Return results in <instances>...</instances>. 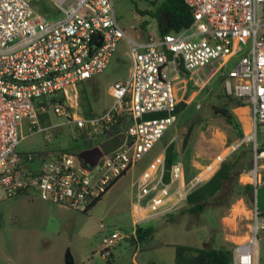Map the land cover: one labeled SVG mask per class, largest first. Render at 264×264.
Masks as SVG:
<instances>
[{
  "label": "built area",
  "instance_id": "obj_1",
  "mask_svg": "<svg viewBox=\"0 0 264 264\" xmlns=\"http://www.w3.org/2000/svg\"><path fill=\"white\" fill-rule=\"evenodd\" d=\"M52 1L60 14L57 19L38 13L29 0H0V204L30 194L87 211L177 122L172 82L173 74L180 75L182 69L187 72L219 58L239 56L225 87L250 106L255 130L264 125V0H184L193 13L192 26L146 39L124 31L114 0ZM122 41L127 43L131 68L128 77L113 86L112 107L98 116H80L68 101L70 93L102 74ZM51 112L76 125L89 143L100 142L89 146L99 149L92 165L65 151L18 150L25 127L29 135L53 128ZM118 135L123 136L122 143L106 149ZM252 141L255 168L249 175L256 193L264 186V173L259 171L264 164L258 165L264 160V145L259 146L257 131ZM224 160L219 157L187 183L183 166L174 165L166 183L165 152L156 156L133 184L137 224L180 207ZM135 231L107 232L103 257ZM261 232L264 210L254 205L248 238L234 248L232 264H260Z\"/></svg>",
  "mask_w": 264,
  "mask_h": 264
},
{
  "label": "rangeland",
  "instance_id": "obj_2",
  "mask_svg": "<svg viewBox=\"0 0 264 264\" xmlns=\"http://www.w3.org/2000/svg\"><path fill=\"white\" fill-rule=\"evenodd\" d=\"M29 1L47 9L55 7L52 0ZM154 2L156 5H153ZM164 2L114 0L115 14L124 31L131 37L146 39L152 35L158 38L160 35L154 13ZM37 12L46 16L43 11ZM262 16L264 21V8ZM238 60L239 56L219 58L206 67L180 75L173 74L175 100L185 103L177 116V122L166 131L142 163L137 164L134 172L119 179L89 211L67 207L59 209L50 203L44 206L40 202L42 200L36 197H23L0 204V264H66L68 253L74 264H177V246L219 249L225 245H235L230 241L239 236H246L247 239L254 201L248 203L245 198L219 197V203H215L214 199L209 200L208 208L201 214H190L187 207L180 204L173 212V217L167 215L151 220L155 232L145 244L134 245L129 240H123L112 250L111 258H104L101 253L102 240L107 232L120 231L127 234L132 231L131 205L136 197L132 184L138 177L139 168L164 153L172 142L176 146L178 164L192 178L202 167L204 170L219 157L226 160L246 155L251 167L244 173L249 175L255 168L252 137L257 131L258 144L264 145V125H259L255 130L248 104L236 110L234 108L244 133V138L240 139L238 132L216 113L217 108L229 103L227 96L230 94L225 81ZM130 68L127 43L122 41L109 67L94 79L76 86V91L70 93L68 101L80 116L90 117L103 113L114 103V84L126 79ZM239 108L246 111L242 116L244 121L237 114ZM50 125L53 126L51 130L34 132L32 135H29L25 127L18 150L22 153L50 151L53 154L68 151L76 155L81 152L85 153L86 158L89 157L87 151L82 152L88 148L89 141L80 136L76 125L67 124L65 117H58L53 112ZM190 128L193 131L185 144ZM240 143L243 145L241 148L238 147ZM234 147L237 149L233 153ZM109 148H115L114 144ZM263 164L264 160L258 162L260 166ZM259 171L260 174L264 173V170ZM176 187L174 185L170 189V196ZM31 198L35 199L34 203ZM259 261L264 264V232L259 235Z\"/></svg>",
  "mask_w": 264,
  "mask_h": 264
},
{
  "label": "trees",
  "instance_id": "obj_3",
  "mask_svg": "<svg viewBox=\"0 0 264 264\" xmlns=\"http://www.w3.org/2000/svg\"><path fill=\"white\" fill-rule=\"evenodd\" d=\"M153 5H156V3L154 2ZM154 17L158 23L159 35L162 36L171 32H181L185 29L190 28L194 23L192 10L184 0H165L161 7L158 8V10L154 13ZM143 27L145 28V26ZM183 72L186 71L182 69L181 73ZM84 92L85 96H87L85 90ZM227 99L229 103L224 104V106H222L221 108H217L216 113L225 118L227 123L238 132L240 139H243L244 133L240 121L237 119V116L233 110L237 107H243L245 103L241 99H237L230 95L227 96ZM184 107L185 103H178L176 107V114L178 115ZM98 115L100 114L91 116ZM192 131L193 129L190 128L188 134L186 135L185 144L191 136ZM80 136L84 139L86 138V135L84 133H80ZM120 139L121 141L119 142V144L122 143L123 136L118 135L116 137H113V141H119ZM95 143H90V146H97L100 144V142L98 141ZM242 146L243 145H241L240 148ZM104 147L107 149V146ZM89 149L90 148L88 146L87 154L90 156L89 158H86L85 153L80 152L79 154V157L86 165H92V163L94 162V153ZM165 156L166 172L164 175V181L168 183L170 181V172L173 166L178 164L176 146L174 142H172L167 147ZM250 167V162L246 155H238L235 159L230 157L224 160L216 173L207 182L189 193L187 199L183 203L184 206L187 207V211L190 214H201L208 208L209 200L214 199L215 203H219V197H233L234 199H237L238 197L245 198L248 203H252L255 197L254 185H242L239 182L240 176L244 173V171L250 170ZM192 179V176L190 177L187 174V182H190ZM118 180L109 187L107 192H109V190L118 182ZM106 194L107 193L103 194L98 200H96L95 203H93L87 211L92 209L98 202H100ZM175 210L138 223L136 226L135 235L125 240L131 241L134 245L145 244L149 239L153 237L155 232V228L154 225L151 224V220L160 217L163 218L167 215L173 217V212ZM235 247L236 245H225L219 249H207L196 248L192 246H177L175 260L177 264H232L233 251ZM112 250L110 251V255L108 256V258L112 257Z\"/></svg>",
  "mask_w": 264,
  "mask_h": 264
},
{
  "label": "crops",
  "instance_id": "obj_4",
  "mask_svg": "<svg viewBox=\"0 0 264 264\" xmlns=\"http://www.w3.org/2000/svg\"><path fill=\"white\" fill-rule=\"evenodd\" d=\"M32 2V4H33V6L34 7H36V10L37 11H40L41 13H42V11L46 14V16H49V18H51V19H57V18H59L60 17V14H59V12H58V10L56 9V7H48V9L47 8H45V7H42V6H39L38 4H35L33 1H31ZM55 9V10H54ZM94 79V78H93ZM92 80V79H91ZM236 109H238V108H235V110ZM241 109L239 108V111H240ZM238 111V112H239ZM250 112V111H249ZM237 113V112H236ZM238 114V113H237ZM121 141V139L119 140V141H112L111 143H108V144H106L105 146H107V148H109V147H111V145L112 144H114V147L116 148L118 145H119V142ZM88 145L90 146V143L88 142ZM90 148V147H89ZM109 149H111V148H109ZM88 150V148L87 149H84V151H82V152H86ZM89 150H92V149H89ZM93 151V150H92ZM90 157V156H89ZM88 157V158H89ZM95 159V158H94ZM154 159V158H153ZM153 159L152 160H150L147 164H146V166H144L143 168H139V170H140V172H139V174H138V177L135 179V181L136 180H138V178L143 174V172L148 168V166H149V164L153 161ZM140 163H142V161L140 162ZM182 166V165H181ZM193 167H196L197 168V165H195V164H193ZM135 168L136 167H134V168H132L127 174H129L130 172H134V170H135ZM184 168V167H183ZM203 168L204 167H202L201 168V171L203 170ZM184 170H185V183H187V170L184 168ZM200 171V172H201ZM199 172V173H200ZM199 173H197V174H199ZM126 174V175H127ZM196 174V175H197ZM125 175V176H126ZM195 175V176H196ZM194 176V177H195ZM193 177V178H194ZM250 179H251V177L247 174V173H244L242 176H241V178H240V183L242 184V185H247V184H252V182L250 181ZM252 180V179H251ZM135 181L133 182V184L135 183ZM133 184H132V188H134V186H133ZM135 189V188H134ZM23 197H27V198H30V197H32V196H29V194H25V195H22V196H20V197H18V198H16L15 200H18V199H20V198H23ZM14 200V201H15ZM135 200H136V197H134V199H133V202H132V205H131V212H132V218H133V223H132V231H134L135 229H136V226H137V221H138V218H137V213H136V211H135V208H134V204H135ZM31 201H32V203H34V201H35V199H33V198H31ZM40 201V200H39ZM40 202H42V204H44V206H47L46 204H48V203H45L44 201H40ZM51 204V203H50ZM49 205V204H48ZM53 206H57V208H59V209H64V207H62V206H59V205H55V204H53ZM131 231V232H132ZM247 238H248V236H247ZM246 236H239V237H237V239L235 240H231L230 242H232L233 244H235V245H237V244H240V243H243V242H245L246 240Z\"/></svg>",
  "mask_w": 264,
  "mask_h": 264
},
{
  "label": "water",
  "instance_id": "obj_5",
  "mask_svg": "<svg viewBox=\"0 0 264 264\" xmlns=\"http://www.w3.org/2000/svg\"><path fill=\"white\" fill-rule=\"evenodd\" d=\"M93 153H94V158H95L94 161H95L99 156V149H94ZM254 205L259 211L264 210V186H261L257 189L254 197ZM66 264H74L73 258L70 255V253L66 255Z\"/></svg>",
  "mask_w": 264,
  "mask_h": 264
},
{
  "label": "bare ground",
  "instance_id": "obj_6",
  "mask_svg": "<svg viewBox=\"0 0 264 264\" xmlns=\"http://www.w3.org/2000/svg\"><path fill=\"white\" fill-rule=\"evenodd\" d=\"M245 110L243 109V110H240L239 112H238V114L242 117L244 114H245ZM248 113V112H247ZM244 117H247V116H244ZM242 119H243V117H242ZM245 119V118H244ZM244 119H243V121H244ZM242 122V121H241ZM248 130V129H247ZM244 207V206H243ZM244 214V213H243Z\"/></svg>",
  "mask_w": 264,
  "mask_h": 264
}]
</instances>
